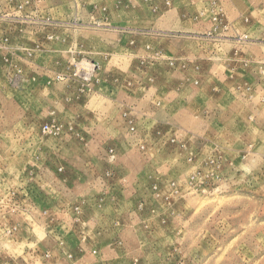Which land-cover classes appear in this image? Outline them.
Masks as SVG:
<instances>
[{"label": "rangeland", "instance_id": "1", "mask_svg": "<svg viewBox=\"0 0 264 264\" xmlns=\"http://www.w3.org/2000/svg\"><path fill=\"white\" fill-rule=\"evenodd\" d=\"M0 264H264V0H0Z\"/></svg>", "mask_w": 264, "mask_h": 264}]
</instances>
